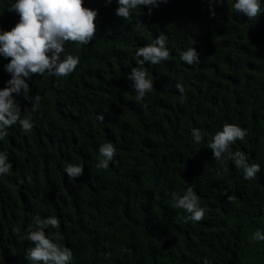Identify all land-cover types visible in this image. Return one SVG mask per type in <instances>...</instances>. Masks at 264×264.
<instances>
[{
    "label": "trees",
    "instance_id": "1",
    "mask_svg": "<svg viewBox=\"0 0 264 264\" xmlns=\"http://www.w3.org/2000/svg\"><path fill=\"white\" fill-rule=\"evenodd\" d=\"M13 3L0 0V32L19 21ZM234 3L167 0L124 20L117 0H84L97 12L96 34L86 45L65 43L61 58L79 57L75 71L32 75L13 97L33 128L16 124L0 139L12 166L0 175V264H31L34 244L24 237L36 216L59 220L44 231L72 250L71 264H264V240H253L264 233V0L254 20ZM161 34L169 59L139 65L137 49ZM190 47L199 59L191 66L180 59ZM8 63L0 56V90L11 78ZM136 67L153 82L142 100L127 79ZM225 124L247 131L230 151L259 164L254 179L208 148V134ZM193 128L205 134L200 143ZM108 142L115 156L97 169ZM69 164L83 165V174L67 176ZM189 187L205 210L199 222L177 219L189 214L173 194Z\"/></svg>",
    "mask_w": 264,
    "mask_h": 264
},
{
    "label": "clouds",
    "instance_id": "2",
    "mask_svg": "<svg viewBox=\"0 0 264 264\" xmlns=\"http://www.w3.org/2000/svg\"><path fill=\"white\" fill-rule=\"evenodd\" d=\"M111 2L112 0H106V4ZM166 2L167 0H117L115 15L128 20L131 18L132 10L140 6L148 7V15H151L152 8ZM210 2L220 3L222 0ZM83 5L84 0H15L12 4L10 11L18 14L19 21L10 31L0 32V56L9 59V63L4 67L11 76L7 86L0 90V139L8 135L7 128L16 124H19L26 133L33 128V123L29 119L21 118V108L13 98L14 94L19 95L21 90L28 89L26 83L28 78L32 75L45 74L57 78L66 77L75 71L80 63L79 57L69 54L61 58V53L64 52L65 43L86 45L95 37L94 21L97 12ZM233 9L246 15L249 20H254L261 13V0H235ZM211 15L214 17L215 12L212 11ZM136 27L139 29L143 25L137 20ZM166 44L167 37L161 34L151 44L139 47L136 56L142 59H138V64L142 66L145 62H150L156 65L168 60L170 52ZM180 59L189 66L199 62L198 54L192 47L182 52ZM127 79L133 84L137 100H142L147 92L153 90V82L142 67L132 68ZM176 87L182 94L181 99H184L183 87L179 84ZM33 99L34 110L41 97L37 95ZM98 119L103 121V115ZM191 135L196 143H200L205 134L193 128ZM208 135L210 137L208 148L211 149L215 160L226 157L234 161L235 166L243 170L245 180L254 179L260 172L259 164L247 163L248 157L245 153L230 151V145L245 139L247 136L245 129L235 124H225L221 131ZM115 153L116 149L111 142L102 144L99 147L102 159L97 163V169H107ZM11 167L8 153L0 152V175L9 173ZM64 171L70 178L79 177L83 174V165L69 164ZM173 200L176 208L183 209L189 214L186 219L184 217L177 219L199 222L204 218L205 210L199 206V197L193 188L189 187L182 196L173 194ZM33 223L35 229H29L24 237L34 244V247L27 250L26 259L31 264H71L72 250L53 242L44 231L48 227L57 228L59 220L56 217L42 219L36 216ZM253 240H264V233L257 230Z\"/></svg>",
    "mask_w": 264,
    "mask_h": 264
}]
</instances>
